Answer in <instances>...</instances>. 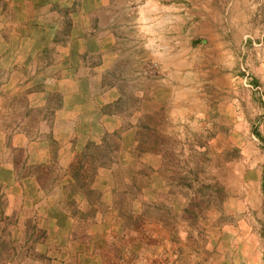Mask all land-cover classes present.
<instances>
[{"label":"rangeland","instance_id":"obj_1","mask_svg":"<svg viewBox=\"0 0 264 264\" xmlns=\"http://www.w3.org/2000/svg\"><path fill=\"white\" fill-rule=\"evenodd\" d=\"M149 1L0 0V264H264V0H204L227 78L175 123L103 50Z\"/></svg>","mask_w":264,"mask_h":264},{"label":"crops","instance_id":"obj_2","mask_svg":"<svg viewBox=\"0 0 264 264\" xmlns=\"http://www.w3.org/2000/svg\"><path fill=\"white\" fill-rule=\"evenodd\" d=\"M186 5L184 13L172 0H150L138 8L133 21L128 23L135 34L127 38L131 42H141L132 50L140 51L138 54L126 53L125 57L121 44H117L112 34L109 40L108 36L104 39L103 50L110 49L112 44L121 60L128 62L125 82L129 90L135 91L139 103L135 114L141 116V121L149 112L163 111L173 123L207 112L210 102L202 91L210 84L215 87L217 80L227 78L225 72L209 60L206 38L215 39L209 29L217 20L209 17L207 2L186 0ZM211 12L215 10L211 8ZM120 39L124 38L120 36ZM117 54L111 55V59L103 58L105 68ZM153 63L157 74L148 76L143 75L142 70L138 72L139 68ZM123 87L109 86L108 90Z\"/></svg>","mask_w":264,"mask_h":264}]
</instances>
